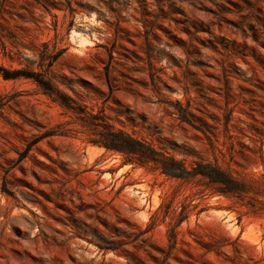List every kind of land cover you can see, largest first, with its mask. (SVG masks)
<instances>
[{
    "label": "rangeland",
    "instance_id": "rangeland-1",
    "mask_svg": "<svg viewBox=\"0 0 264 264\" xmlns=\"http://www.w3.org/2000/svg\"><path fill=\"white\" fill-rule=\"evenodd\" d=\"M0 67V264H264V214L91 141L264 173V0H0Z\"/></svg>",
    "mask_w": 264,
    "mask_h": 264
},
{
    "label": "trees",
    "instance_id": "trees-1",
    "mask_svg": "<svg viewBox=\"0 0 264 264\" xmlns=\"http://www.w3.org/2000/svg\"><path fill=\"white\" fill-rule=\"evenodd\" d=\"M5 78L19 76L33 77L31 74L11 75L9 71L0 67ZM42 85L47 86L50 94L56 95L65 106L76 111L73 97L63 93L52 83L36 79ZM84 120L88 123L98 120V115L84 111ZM90 120V121H89ZM93 124L98 128L97 137L91 141L104 146L108 150L120 152L124 155L122 164H133L143 167H152L173 177L189 179L204 177L211 184L212 193L224 195L232 199L236 204L246 207L250 212L264 214V173L253 175H237L231 169L224 168L218 162H196L190 167L182 161L166 155L154 145L134 136L133 134L116 128L108 122L100 121ZM154 217V216H153ZM156 217L152 224H155Z\"/></svg>",
    "mask_w": 264,
    "mask_h": 264
}]
</instances>
